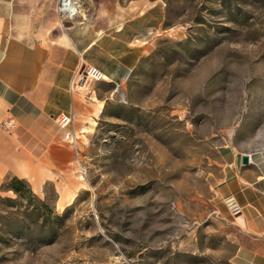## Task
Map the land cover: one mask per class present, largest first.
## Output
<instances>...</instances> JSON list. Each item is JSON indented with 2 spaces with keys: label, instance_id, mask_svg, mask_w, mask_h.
<instances>
[{
  "label": "rangeland",
  "instance_id": "1",
  "mask_svg": "<svg viewBox=\"0 0 264 264\" xmlns=\"http://www.w3.org/2000/svg\"><path fill=\"white\" fill-rule=\"evenodd\" d=\"M80 1L117 19L136 0ZM137 1L161 5L162 24L121 87L77 83L107 99L75 127L64 185L0 170V264H234L264 249L217 193L240 153L264 150V0Z\"/></svg>",
  "mask_w": 264,
  "mask_h": 264
},
{
  "label": "crops",
  "instance_id": "2",
  "mask_svg": "<svg viewBox=\"0 0 264 264\" xmlns=\"http://www.w3.org/2000/svg\"><path fill=\"white\" fill-rule=\"evenodd\" d=\"M57 1L0 0V170L35 185L52 181L62 187L64 173L74 166V149L64 140L66 129L58 117L72 114L76 127L99 114L107 99L93 88L80 90L76 71L82 64L92 65L103 76L99 84L121 87L145 53L138 40L146 30L160 27L163 9L136 0L117 19H107L97 9L60 25ZM7 119L15 122L10 131L2 127ZM243 154L254 159L242 164ZM260 155L264 150L240 153L233 175L225 184L220 180L217 193L233 195L241 209L235 222L264 242ZM234 257V264H264V249L240 247Z\"/></svg>",
  "mask_w": 264,
  "mask_h": 264
},
{
  "label": "built area",
  "instance_id": "3",
  "mask_svg": "<svg viewBox=\"0 0 264 264\" xmlns=\"http://www.w3.org/2000/svg\"><path fill=\"white\" fill-rule=\"evenodd\" d=\"M81 9H83L81 1L80 0H58L56 5V13L58 15V21L60 25H64L65 21L72 20L75 17L83 16L80 12ZM103 79V76L101 72L92 65H81L80 68L75 73V85L77 86V83L81 85L80 83H84L86 81L92 82V81H99ZM58 123L60 126L64 129H66V132L64 133V137L69 143L75 147L76 146V135H75V120L72 114H63L60 117H58ZM15 126V122L12 119H7L2 123V127L10 131ZM70 128L68 129L67 127ZM75 149V148H74ZM225 206L228 210V212L231 215H237L240 213V206L232 197H226Z\"/></svg>",
  "mask_w": 264,
  "mask_h": 264
},
{
  "label": "bare ground",
  "instance_id": "4",
  "mask_svg": "<svg viewBox=\"0 0 264 264\" xmlns=\"http://www.w3.org/2000/svg\"><path fill=\"white\" fill-rule=\"evenodd\" d=\"M82 14H83V9H81V11H80ZM81 85V87H83L84 85H85V82L84 83H80ZM95 125V123L93 122V125H92V127ZM261 157H263L264 158V155H260ZM254 157V155H248V160L249 161H251L252 159H254L253 158ZM258 163V162H257Z\"/></svg>",
  "mask_w": 264,
  "mask_h": 264
},
{
  "label": "trees",
  "instance_id": "5",
  "mask_svg": "<svg viewBox=\"0 0 264 264\" xmlns=\"http://www.w3.org/2000/svg\"><path fill=\"white\" fill-rule=\"evenodd\" d=\"M14 181H15L16 183H18V184H21V183H22V181H21L20 179H17V178H14ZM11 189H13L16 193L19 192L18 187L12 186Z\"/></svg>",
  "mask_w": 264,
  "mask_h": 264
},
{
  "label": "water",
  "instance_id": "6",
  "mask_svg": "<svg viewBox=\"0 0 264 264\" xmlns=\"http://www.w3.org/2000/svg\"><path fill=\"white\" fill-rule=\"evenodd\" d=\"M247 161H248V156L245 155V154H243V155L241 156V162H242V164L247 163Z\"/></svg>",
  "mask_w": 264,
  "mask_h": 264
}]
</instances>
